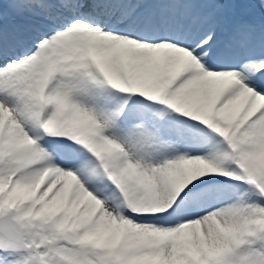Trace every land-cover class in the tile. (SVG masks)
Instances as JSON below:
<instances>
[{
	"label": "snow or ice",
	"instance_id": "snow-or-ice-1",
	"mask_svg": "<svg viewBox=\"0 0 264 264\" xmlns=\"http://www.w3.org/2000/svg\"><path fill=\"white\" fill-rule=\"evenodd\" d=\"M0 264H264V0H0Z\"/></svg>",
	"mask_w": 264,
	"mask_h": 264
}]
</instances>
